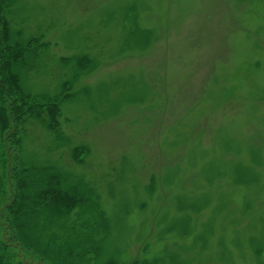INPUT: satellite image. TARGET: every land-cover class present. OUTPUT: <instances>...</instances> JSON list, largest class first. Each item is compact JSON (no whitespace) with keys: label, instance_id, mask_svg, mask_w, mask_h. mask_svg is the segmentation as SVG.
<instances>
[{"label":"rangeland","instance_id":"obj_1","mask_svg":"<svg viewBox=\"0 0 264 264\" xmlns=\"http://www.w3.org/2000/svg\"><path fill=\"white\" fill-rule=\"evenodd\" d=\"M0 3L7 72L61 108L0 98L5 264H264V0Z\"/></svg>","mask_w":264,"mask_h":264},{"label":"trees","instance_id":"obj_2","mask_svg":"<svg viewBox=\"0 0 264 264\" xmlns=\"http://www.w3.org/2000/svg\"><path fill=\"white\" fill-rule=\"evenodd\" d=\"M2 14V6L0 3V17ZM2 20V19H1ZM3 21V20H2ZM6 22L3 21V29L5 28ZM5 40L4 46L9 50L10 52L5 55H1L0 53V65L2 68H4L3 77L0 78V98L3 102V104L6 103V100H11V107L10 111L7 110L1 115V119L4 123V127H7V122H10L9 119H11V123L15 125V127H18V124H23L26 120V116H28L29 113H31V116L36 117H42L43 119L48 121V127L51 129H59V116L61 114V108L59 106V99L56 97H48V96H34L30 93H27L23 90V88L20 85V79L18 77V74L14 71H8L7 69L13 64V62H16L20 57H22L24 47L20 45H13L12 43H8V37L6 35L2 36ZM1 40V37H0ZM30 47V45L28 44ZM26 49V47H25ZM3 71V72H4ZM2 104V105H3ZM19 104V105H18ZM0 108H6L4 105ZM7 139L8 137V131L6 133ZM6 139V140H7ZM17 143V142H16ZM12 145V142H10ZM8 150H6L7 153ZM10 154V153H9ZM14 160V156H11ZM5 163L9 162V156L5 157ZM8 166V163H7ZM9 169V167H7ZM14 169V168H13ZM6 171V170H5ZM7 173V172H6ZM8 174V173H7ZM16 187V186H15ZM16 190V189H15ZM52 193L54 194V198L57 199V201H60L62 204L70 205L75 202V194H73L71 191H65L61 188L54 187L52 189ZM16 199L17 193L16 190ZM3 255L0 252V264H5L2 259Z\"/></svg>","mask_w":264,"mask_h":264}]
</instances>
